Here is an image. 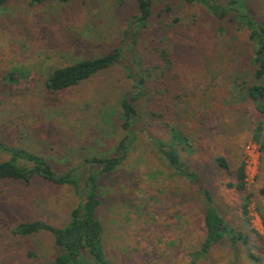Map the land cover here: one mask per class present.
<instances>
[{"label":"rangeland","instance_id":"obj_1","mask_svg":"<svg viewBox=\"0 0 264 264\" xmlns=\"http://www.w3.org/2000/svg\"><path fill=\"white\" fill-rule=\"evenodd\" d=\"M244 1L264 25V0ZM151 3V17L137 30L128 26L134 0L4 3L0 141L44 156L56 172L78 168L82 186L89 168L83 159L119 155L116 146L127 138L119 166L99 176L97 216L105 257L113 264H264V98L247 93L262 80L254 77L246 33L198 3ZM116 47L121 63L61 90L44 87L52 70ZM125 66L144 77L129 133L121 127L120 100L137 90ZM171 129L184 137L175 138L176 147L197 173L196 183L168 167L158 152L156 141L169 140ZM215 157H225L228 169L218 167ZM7 158L0 150V161ZM241 164L245 188L230 187ZM199 188L210 191L229 227L248 236L247 247L224 238L196 253L204 238ZM78 202L70 187L40 177L0 180V264L52 260L58 250L48 231L22 236L13 228L33 220L63 226ZM249 251L259 262L248 258Z\"/></svg>","mask_w":264,"mask_h":264},{"label":"trees","instance_id":"obj_2","mask_svg":"<svg viewBox=\"0 0 264 264\" xmlns=\"http://www.w3.org/2000/svg\"><path fill=\"white\" fill-rule=\"evenodd\" d=\"M9 0H0V7ZM30 4L43 2H67L69 0H27ZM136 13L129 22L130 28L144 27L152 14L151 0H134ZM183 3L201 4L212 16L217 18L227 17L236 24L237 29L246 33L247 41L251 45L253 54L251 61L254 65V77L262 80L261 84H253L248 87L247 93L254 99L264 98V25L255 20L248 12L244 0H227L224 4L220 0H178ZM137 30V29H136ZM135 33V32H134ZM165 54V51H162ZM121 63V49L116 47L111 52L94 58L76 61L52 70L45 77L43 85L47 90L57 91L69 86L77 85L88 79L95 73ZM127 77L133 81L135 94L126 93L120 100L119 119L122 129L129 133L137 118L136 102L139 95L144 94V77L141 70L132 72L126 67ZM264 101V100H263ZM264 113V105L261 108ZM254 138L259 139L260 129L254 132ZM170 139L167 141L157 140L156 147L168 167L178 171L180 175L192 183L198 182L197 173L180 159L176 142L179 132L171 129ZM184 140V139H183ZM0 150L5 152L7 159L0 161V180L9 179L20 182H29L33 177H40L43 180L56 185L70 187L79 197L78 204L69 213V219L63 226H53L40 220L24 221L17 223L13 233L26 236L40 230L48 231L54 245L57 247V254L46 264H113L105 257L102 243V224L97 216L98 208L101 205L99 193V176L110 174L121 163L128 150V142L125 137L116 146L115 152L119 155L84 158L83 163L89 165L88 173L80 184V173L78 168L71 167L63 172H56L49 161L42 155L34 153L22 147L9 146L0 141ZM214 163L222 168L228 169V162L225 157H215ZM236 181L228 185L238 189L245 188L244 168L241 164L235 171ZM203 209L204 238L200 250L196 253L204 254L213 243L228 238L232 242L239 241L243 245L249 243L248 236L240 231L229 227L218 212L210 191L206 188H199ZM264 198V184L259 190ZM249 196L245 197L243 209L249 202ZM255 233V230H251ZM247 247V246H246ZM32 255V254H29ZM248 258L259 262L258 257L249 251Z\"/></svg>","mask_w":264,"mask_h":264}]
</instances>
